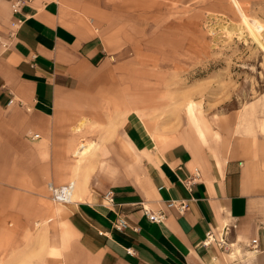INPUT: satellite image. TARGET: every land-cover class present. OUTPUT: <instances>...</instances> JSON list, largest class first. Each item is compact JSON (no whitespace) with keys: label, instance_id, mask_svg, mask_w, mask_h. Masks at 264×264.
<instances>
[{"label":"crops","instance_id":"1","mask_svg":"<svg viewBox=\"0 0 264 264\" xmlns=\"http://www.w3.org/2000/svg\"><path fill=\"white\" fill-rule=\"evenodd\" d=\"M13 1L0 0V235L23 238L21 264H264V95L225 130L208 121L216 135L145 123L139 96L125 104L109 82L125 67L108 0ZM82 141L94 149L77 168ZM70 180L73 201H51L47 184ZM117 214L137 230L114 229Z\"/></svg>","mask_w":264,"mask_h":264},{"label":"rangeland","instance_id":"2","mask_svg":"<svg viewBox=\"0 0 264 264\" xmlns=\"http://www.w3.org/2000/svg\"><path fill=\"white\" fill-rule=\"evenodd\" d=\"M237 2L108 0L105 26L122 39L117 55L125 67L124 75L109 82L123 87L125 104L131 105L132 94L139 96L134 108L145 123L192 128L186 108L193 103L205 136L216 135L210 123L225 130L222 120L238 121L264 95V49L242 18L243 13L261 26L264 43V0ZM121 112L108 108L111 116ZM23 247V238L0 235V264L28 262L18 251Z\"/></svg>","mask_w":264,"mask_h":264},{"label":"built area","instance_id":"3","mask_svg":"<svg viewBox=\"0 0 264 264\" xmlns=\"http://www.w3.org/2000/svg\"><path fill=\"white\" fill-rule=\"evenodd\" d=\"M23 3V0H16L13 1L11 3V8L13 12L18 11L19 6ZM13 28L17 27V23L13 22L11 23ZM37 136V135H35ZM198 175V173H196V176ZM195 176V177H196ZM196 178H190L186 181V185L188 187H190V185L195 181ZM47 188L49 190V195H50V199L53 202H57V203H69L73 200H71V195L73 192V182H67L61 185H55L52 182H49L47 184ZM104 199L106 200L108 205H113L114 204V194L111 191H108L105 193L104 195ZM166 208H171V207H175L180 213H183L188 205L186 203L185 200H168L165 203ZM142 210L144 212V214L146 215V217L152 221V222H162L165 219V213L163 210H158V211H151L148 208H146L144 205H142ZM113 228L116 230H123L127 227L132 228L133 230H137V227H131L128 223V221L126 220V218L122 215V214H117L116 218L113 221ZM253 243L256 242V240L254 239L252 241ZM212 243H216V245L218 247H220L221 249H225L227 246V241L224 238H216L214 236V234L212 232L207 233L205 239L203 240V245H209ZM127 251L130 252V249H127Z\"/></svg>","mask_w":264,"mask_h":264},{"label":"bare ground","instance_id":"4","mask_svg":"<svg viewBox=\"0 0 264 264\" xmlns=\"http://www.w3.org/2000/svg\"><path fill=\"white\" fill-rule=\"evenodd\" d=\"M234 1H235V5L239 6L237 0H234ZM242 18H243V22H244L245 29L247 30V32L264 49V43L260 39V36H261V26L255 20H252V21L248 20L246 18V16H244L243 13H242ZM193 106H194V104L191 103L189 106H187V108L185 107L186 108V113H187V116H188L187 117L188 122L195 127V130L197 131V134L198 135H200L201 137H204L205 136V128L202 125L200 119L198 117L194 116V114H193V108H192ZM84 141L78 142V144H77V146L75 148V151H74V156H76L77 168L79 167V165L82 162L85 161V158H89V157H87L88 154H91L93 152V149H94V143L93 142H89V141L88 142H84ZM123 146H124V149L125 150H129V152H130V149H132L131 146H130V144H129V142H127V141H124ZM87 162H89V161H87ZM70 181L73 182V192H72V195H71V200H73L76 180H70ZM70 181H68V182H70Z\"/></svg>","mask_w":264,"mask_h":264}]
</instances>
